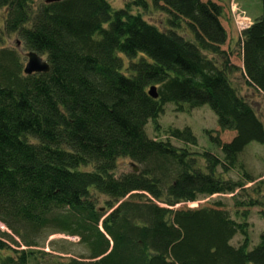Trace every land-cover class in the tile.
Instances as JSON below:
<instances>
[{"label": "trees", "instance_id": "1", "mask_svg": "<svg viewBox=\"0 0 264 264\" xmlns=\"http://www.w3.org/2000/svg\"><path fill=\"white\" fill-rule=\"evenodd\" d=\"M256 1L240 68L222 50L223 7L212 1L114 9L109 0H0V224L9 231H0V264H40L48 232L86 249L60 264H264V233L249 250L248 224L250 209H264V179L246 189L255 179L239 162L250 144L264 146V121L232 84L239 74L264 100V0ZM149 10L165 15L162 26L145 19ZM12 35L45 57L47 74L24 75L21 55L6 47ZM166 105L208 106L220 131L234 133L228 143L208 135L222 158L151 139L146 126L158 130ZM166 135L196 146L188 128ZM119 161L131 169L116 176ZM237 190L235 219L218 203L174 209Z\"/></svg>", "mask_w": 264, "mask_h": 264}, {"label": "rangeland", "instance_id": "2", "mask_svg": "<svg viewBox=\"0 0 264 264\" xmlns=\"http://www.w3.org/2000/svg\"><path fill=\"white\" fill-rule=\"evenodd\" d=\"M114 9H121L131 0H109ZM218 3L223 7V17L221 24L227 32L228 40L222 50H224L230 59L231 65L240 67L241 52V33L248 28L253 20L261 13V4L256 0H204ZM142 14V12H141ZM145 19L155 25L162 26L165 15L159 12L149 10L145 15ZM6 47L16 50L23 60V67L26 64L23 46L19 43L16 36L12 35L6 38ZM43 60L45 57L41 56ZM232 84L240 91V94L245 97L254 110L264 121V100L261 96L250 91L243 83L241 76L238 74L232 78ZM158 130L154 129L151 123L146 126V132L151 139L169 141L174 147L188 148L191 152L201 154L203 151H209L218 158H222L219 150L215 148L209 141V133L212 136H217L222 143H228L234 137V133L220 131L217 125V119L214 113L208 106H202L189 111H178L173 105H166L164 112L157 119ZM190 129L192 135L196 139V146H186L182 142L174 139H169L166 132L169 129L183 130ZM249 148L240 156L239 162L244 166L247 173L255 179V182L245 186L246 189L253 188L254 184L259 180L264 179V146L252 143ZM131 169L127 161H119L115 175L119 176L129 172ZM239 174L231 173L227 178L239 180ZM239 194L237 190L233 195H214L211 197H199L194 203L180 204L174 209L195 210L202 207H212L215 204H220L221 209L226 211L232 219H235V201L233 196ZM253 196V194H252ZM105 198L99 199L100 207H104ZM237 202L243 201V196L236 199ZM249 237L251 245L249 250L259 243V236L264 233V209H250ZM0 231L9 234V231L0 224ZM11 235V234H10ZM17 242L19 239L14 237ZM241 238L236 236L231 244L237 246L240 244ZM39 247L37 248L41 263L40 264H60L62 260L76 259L81 255L86 254V249L79 243V238L67 237L62 234H50L49 232L39 239ZM21 249H24L21 247Z\"/></svg>", "mask_w": 264, "mask_h": 264}, {"label": "water", "instance_id": "3", "mask_svg": "<svg viewBox=\"0 0 264 264\" xmlns=\"http://www.w3.org/2000/svg\"><path fill=\"white\" fill-rule=\"evenodd\" d=\"M60 0H46V3L57 2ZM26 64L23 68L24 75H33V74H47L49 72V66L46 60H43L41 56L34 52H28L25 54ZM148 94L151 98L156 99V89L151 87L148 91ZM133 166V165H132ZM133 171L137 172L138 169L133 167Z\"/></svg>", "mask_w": 264, "mask_h": 264}]
</instances>
